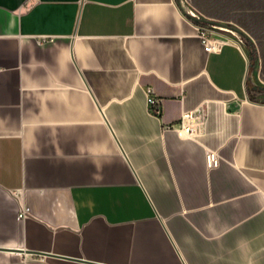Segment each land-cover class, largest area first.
Wrapping results in <instances>:
<instances>
[{
  "label": "crops",
  "instance_id": "crops-1",
  "mask_svg": "<svg viewBox=\"0 0 264 264\" xmlns=\"http://www.w3.org/2000/svg\"><path fill=\"white\" fill-rule=\"evenodd\" d=\"M0 264H264V0H0Z\"/></svg>",
  "mask_w": 264,
  "mask_h": 264
},
{
  "label": "built area",
  "instance_id": "built-area-1",
  "mask_svg": "<svg viewBox=\"0 0 264 264\" xmlns=\"http://www.w3.org/2000/svg\"><path fill=\"white\" fill-rule=\"evenodd\" d=\"M192 17L197 19L198 16L192 14ZM198 36L201 39L206 51L210 53H218L221 47L225 43H237L241 44L242 40L237 37V34L230 28L217 25V24H206L195 21ZM147 102L152 110V113L156 116L161 115V100L154 94L152 88L146 90ZM222 158L216 151H208L206 155V162L209 168H214L219 166ZM32 216L31 210L28 206L22 205L19 213L18 219L25 220Z\"/></svg>",
  "mask_w": 264,
  "mask_h": 264
}]
</instances>
